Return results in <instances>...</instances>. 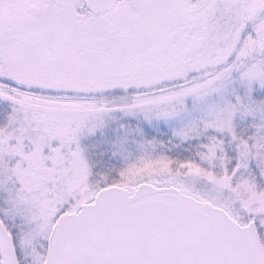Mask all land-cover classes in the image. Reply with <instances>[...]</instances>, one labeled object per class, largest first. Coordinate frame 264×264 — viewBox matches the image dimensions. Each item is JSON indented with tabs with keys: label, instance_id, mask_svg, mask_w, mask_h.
Instances as JSON below:
<instances>
[{
	"label": "snow or ice",
	"instance_id": "snow-or-ice-1",
	"mask_svg": "<svg viewBox=\"0 0 264 264\" xmlns=\"http://www.w3.org/2000/svg\"><path fill=\"white\" fill-rule=\"evenodd\" d=\"M0 117V264H264V0H0Z\"/></svg>",
	"mask_w": 264,
	"mask_h": 264
},
{
	"label": "rangeland",
	"instance_id": "rangeland-1",
	"mask_svg": "<svg viewBox=\"0 0 264 264\" xmlns=\"http://www.w3.org/2000/svg\"><path fill=\"white\" fill-rule=\"evenodd\" d=\"M0 123H3L2 117H0ZM161 127H163V126H161ZM165 131H166V129H165ZM153 134H155V133H153Z\"/></svg>",
	"mask_w": 264,
	"mask_h": 264
}]
</instances>
